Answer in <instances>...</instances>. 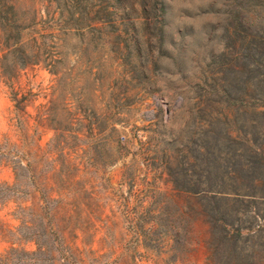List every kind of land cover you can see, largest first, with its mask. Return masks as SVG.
<instances>
[{
  "label": "rangeland",
  "instance_id": "rangeland-1",
  "mask_svg": "<svg viewBox=\"0 0 264 264\" xmlns=\"http://www.w3.org/2000/svg\"><path fill=\"white\" fill-rule=\"evenodd\" d=\"M210 1L163 0L154 14L151 0H12L0 33L1 264H211L210 192L228 190L244 146L214 144L210 98L194 88L213 45Z\"/></svg>",
  "mask_w": 264,
  "mask_h": 264
},
{
  "label": "trees",
  "instance_id": "trees-1",
  "mask_svg": "<svg viewBox=\"0 0 264 264\" xmlns=\"http://www.w3.org/2000/svg\"><path fill=\"white\" fill-rule=\"evenodd\" d=\"M151 1L152 12L162 14L163 0ZM12 11V0H0V33L12 27L6 17ZM157 24L154 41L161 51L166 33L163 21ZM216 41L218 49L207 60V73L194 88H206L210 98L204 122L214 144L219 149L232 144L244 147L232 153L233 162L240 165L229 170L233 181L228 190L210 192L208 260L264 264V215L259 210L264 192H259L256 176V166H264V0H223L222 29ZM135 49L138 55L143 53L137 42Z\"/></svg>",
  "mask_w": 264,
  "mask_h": 264
},
{
  "label": "water",
  "instance_id": "water-1",
  "mask_svg": "<svg viewBox=\"0 0 264 264\" xmlns=\"http://www.w3.org/2000/svg\"><path fill=\"white\" fill-rule=\"evenodd\" d=\"M222 9H223V0H211L209 7L207 8L208 12V34L207 37L213 44L207 52V57L211 53L216 51V37L222 27Z\"/></svg>",
  "mask_w": 264,
  "mask_h": 264
},
{
  "label": "crops",
  "instance_id": "crops-1",
  "mask_svg": "<svg viewBox=\"0 0 264 264\" xmlns=\"http://www.w3.org/2000/svg\"><path fill=\"white\" fill-rule=\"evenodd\" d=\"M202 253H203V255H202L201 259L204 260L205 259L204 251Z\"/></svg>",
  "mask_w": 264,
  "mask_h": 264
}]
</instances>
